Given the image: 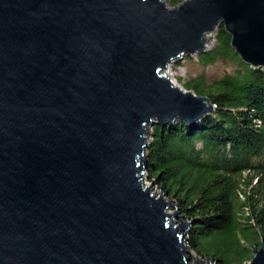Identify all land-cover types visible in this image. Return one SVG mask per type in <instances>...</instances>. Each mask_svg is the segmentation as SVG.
I'll return each mask as SVG.
<instances>
[{
    "label": "water",
    "instance_id": "95a60500",
    "mask_svg": "<svg viewBox=\"0 0 264 264\" xmlns=\"http://www.w3.org/2000/svg\"><path fill=\"white\" fill-rule=\"evenodd\" d=\"M220 23L264 71V0H0V264H189L146 138L214 108L165 68Z\"/></svg>",
    "mask_w": 264,
    "mask_h": 264
},
{
    "label": "trees",
    "instance_id": "16d2710c",
    "mask_svg": "<svg viewBox=\"0 0 264 264\" xmlns=\"http://www.w3.org/2000/svg\"><path fill=\"white\" fill-rule=\"evenodd\" d=\"M215 29L213 46L195 53L197 64L228 59L236 66L210 82L201 74L184 83L214 108L190 124L153 123L144 172L191 223L193 252L241 264L264 244V71L240 60L222 23Z\"/></svg>",
    "mask_w": 264,
    "mask_h": 264
},
{
    "label": "rangeland",
    "instance_id": "374dc122",
    "mask_svg": "<svg viewBox=\"0 0 264 264\" xmlns=\"http://www.w3.org/2000/svg\"><path fill=\"white\" fill-rule=\"evenodd\" d=\"M165 5L172 7V5H176L179 4L181 1L183 0H177L175 1L174 4H172V2H170L171 0H162ZM216 29L214 28L212 31H210V36L207 39V43L204 45L202 50H209L213 44H214V34H215ZM201 51V50H200ZM190 58H186L183 59L182 57L180 58H176L174 61L170 62L167 64V73H168V78L171 79L173 81L174 84L179 85L182 89L186 90V88L184 87V83L187 82V80L191 79V78H195V77H199V75L203 74V78L205 80V82H210L211 79L219 77L221 75H223L224 73H228L231 72L234 67L236 66V64H234L233 62H231L228 59H222V60H216L213 63H210V65H206L205 67L200 66L199 64H197L196 62V54H190ZM170 68V70H169ZM169 71V72H168ZM171 76V77H170ZM148 131L150 132L151 129L148 128ZM149 139V135L147 136L146 140L148 142ZM145 177L143 179V182H145L146 186L149 185V188L151 189V191L155 192V189H158V191L161 189L156 186V184L149 182L147 176L144 175ZM162 192V191H161ZM160 192V193H161ZM161 197L168 201L171 200L173 202V206L168 207V211L173 213L174 211L176 212V214L179 216L178 211L176 210V202L174 201V199L171 198H167L166 195H164V193H161ZM173 222L177 224V220L178 217L173 216L172 218ZM179 220L182 221H187L188 225L191 226V223H189L188 219L183 218V216H181L179 218ZM190 229V227H189ZM188 230H182L183 232V236L185 238V245L187 247V251L184 252V255L187 257L188 259V263L189 264H194L195 261H197L198 259H200L201 257L199 255H197L196 252H193V250H191L190 247H188L187 245V233L189 232ZM209 260V259H208ZM212 264L213 261L210 260ZM248 260H244L243 262H246ZM216 264V263H215Z\"/></svg>",
    "mask_w": 264,
    "mask_h": 264
},
{
    "label": "built area",
    "instance_id": "2783aa9c",
    "mask_svg": "<svg viewBox=\"0 0 264 264\" xmlns=\"http://www.w3.org/2000/svg\"><path fill=\"white\" fill-rule=\"evenodd\" d=\"M166 69H167V68H166ZM169 70H170V68H169ZM160 192H161V191H160V190L158 191V189H155V192H154V191H151L152 194H155L154 196H156V195L161 196V193H162V192H161V193H160ZM213 263H214V262H213ZM214 264H215V263H214Z\"/></svg>",
    "mask_w": 264,
    "mask_h": 264
},
{
    "label": "bare ground",
    "instance_id": "6f19581e",
    "mask_svg": "<svg viewBox=\"0 0 264 264\" xmlns=\"http://www.w3.org/2000/svg\"><path fill=\"white\" fill-rule=\"evenodd\" d=\"M210 36V32L209 33H207L206 34V38H208ZM169 72V71H168ZM167 75H168V73H167ZM171 77V76H170ZM171 82H172V84H174L173 83V81L172 80H170ZM174 85H176V84H174ZM178 87H180L179 85H177ZM181 88V87H180ZM182 89V88H181ZM144 184H146L145 182H143ZM155 195V194H154Z\"/></svg>",
    "mask_w": 264,
    "mask_h": 264
},
{
    "label": "clouds",
    "instance_id": "9594fccd",
    "mask_svg": "<svg viewBox=\"0 0 264 264\" xmlns=\"http://www.w3.org/2000/svg\"><path fill=\"white\" fill-rule=\"evenodd\" d=\"M166 68H167V66H166ZM166 68H165V73H166V76H167V78H168V75H167V71H166ZM169 79V78H168ZM171 80V79H170ZM172 83V82H171ZM177 85V84H176ZM146 176V175H145ZM165 195V194H164ZM158 196V195H157Z\"/></svg>",
    "mask_w": 264,
    "mask_h": 264
}]
</instances>
